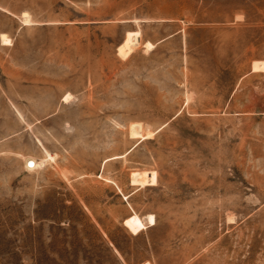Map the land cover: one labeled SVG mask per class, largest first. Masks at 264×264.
Wrapping results in <instances>:
<instances>
[{"label": "rangeland", "instance_id": "1", "mask_svg": "<svg viewBox=\"0 0 264 264\" xmlns=\"http://www.w3.org/2000/svg\"><path fill=\"white\" fill-rule=\"evenodd\" d=\"M0 264H264V0H0Z\"/></svg>", "mask_w": 264, "mask_h": 264}, {"label": "bare ground", "instance_id": "2", "mask_svg": "<svg viewBox=\"0 0 264 264\" xmlns=\"http://www.w3.org/2000/svg\"><path fill=\"white\" fill-rule=\"evenodd\" d=\"M138 30H136V31H132V32H128V34H127V37H126V39H125V41H124V43L121 45V46H129V43L131 42V40H135L136 38H137V36H138ZM136 41V40H135ZM138 42V41H137ZM136 42V43H137ZM120 46V47H121ZM130 47V46H129ZM256 67V69H257V65L256 64H254L253 65V68H255ZM260 67V66H259ZM255 70V69H254ZM149 219H150V221H152L153 220V218H152V216H149ZM152 223V222H151Z\"/></svg>", "mask_w": 264, "mask_h": 264}]
</instances>
